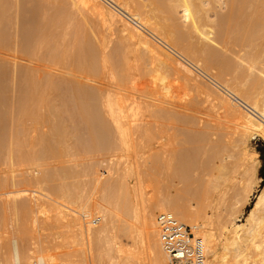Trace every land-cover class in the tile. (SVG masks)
<instances>
[{
	"label": "bare ground",
	"instance_id": "1",
	"mask_svg": "<svg viewBox=\"0 0 264 264\" xmlns=\"http://www.w3.org/2000/svg\"><path fill=\"white\" fill-rule=\"evenodd\" d=\"M36 1L33 11L42 14L36 17L43 20L41 23L37 20L39 25L36 23L38 31L37 26L33 31L34 40L31 36L32 39H25V36L24 41H34L30 48L26 41L27 49L24 47L26 42L22 41V44L20 37L17 39L20 31L17 32V25L22 18L21 1L0 0V27L5 29L1 33L0 28V61L6 58L18 64L21 53L17 50V56L15 49L22 45L21 48L29 53L26 60L20 55L23 56L21 61H26L24 65L21 61V65L18 64L19 69L23 65L22 74L18 73L20 70L17 72L18 67L16 69L13 61L9 65L3 60L7 65L5 71L0 63L7 79L1 75V69L0 77L16 84L18 73L25 86L21 102L11 104V108L5 107L10 111L2 109L6 112L2 113L6 122L0 121L6 125L2 124L3 130L8 131L6 127L11 126L9 132L5 130V135L0 137V158L3 157L5 164L10 166L7 171H1L0 167V210H10L22 225L29 222L35 227L52 218L61 231L53 237L57 243L55 250L51 249L59 252L51 250L50 253L47 245L43 241H34L33 236H28V240L26 235L38 231L30 233L25 226H20L18 231L6 235L5 243L0 233V264H168L169 255L162 245L157 224V215L166 211L175 213L200 238L204 264H264L263 183L245 222L239 215L257 192L256 186L262 178L257 177V164L248 154L246 143L252 135L264 139V0ZM91 17L109 33L117 27L125 42H120L110 52L107 50L110 37L107 33L101 34L100 30L102 44H97L96 37L83 29L86 23L94 22ZM4 42L9 43L7 48L13 55L9 53L6 57V51H1ZM232 42L240 44L242 49L239 54L235 51L236 58H232V50L237 49L235 46L232 49V45L233 54L226 58L222 51ZM172 50L187 61L178 59ZM130 53L144 59L148 68L151 64L155 66L154 69L151 67V73L147 71L148 81L144 79L147 74L144 71L141 72V75L144 73L143 83L134 79L136 68L131 64ZM188 61L211 79L218 88L216 91L220 90V93L215 92L221 110L231 111L235 120L233 125H237L232 139H223L228 134L225 133L216 142L214 140V144L207 142L203 152L208 151L209 156L204 161L200 158L198 164L203 176L197 172L200 178H196L198 183L203 181V192L182 188L185 193L171 194L169 187L170 194H165L158 188L159 184L155 186L157 193L147 198L143 174L136 169L137 162L131 159V154L136 152H132L137 147L133 143L135 139L157 144L152 160L157 169L163 165L182 174L196 167V156L199 158L197 150L188 155L185 151V154L177 153L178 161L174 150L168 149L176 132L172 135L173 130L165 128L162 122L165 118L178 119L177 113H180L177 108L182 99L175 94L173 75L181 73L187 81L198 83L199 74L185 63ZM230 71L235 77L229 80L230 76L226 78L225 72ZM106 72L110 76L106 79L108 84L104 81L108 77ZM60 89L69 95L66 98L73 104L64 99ZM177 96L180 97L178 103ZM184 105L179 106L185 108ZM152 112L157 119L154 128L152 122V126H148L149 123L145 126L141 121V116L149 113L150 117ZM188 113L186 110V116ZM6 133H10L9 137ZM204 134L194 136L204 142L208 139ZM3 136L8 138L3 140ZM147 152L152 153V150ZM101 155L105 159H97ZM63 157L69 158L66 161L72 165L51 166L48 163L50 158ZM79 158L83 161L78 162ZM216 158L219 162L214 161ZM105 161L107 165L102 167ZM17 162L21 163L22 170L14 169L19 165ZM173 171L168 172L169 176L174 174ZM193 173L195 175L194 170ZM69 180L71 182H67ZM232 181L236 184L232 187L231 202L225 210L219 209L216 204L226 202L225 188ZM199 186L201 188V184ZM204 203L208 204L207 208ZM61 248L65 250L60 252Z\"/></svg>",
	"mask_w": 264,
	"mask_h": 264
},
{
	"label": "rangeland",
	"instance_id": "2",
	"mask_svg": "<svg viewBox=\"0 0 264 264\" xmlns=\"http://www.w3.org/2000/svg\"><path fill=\"white\" fill-rule=\"evenodd\" d=\"M21 1V3H20V8H21V10H22V14L20 13V15L22 16V18H20V20H19V24L17 25V32L19 31V34H18V37H17V39L20 37V43H22V44H24V42H28V43H30L29 44V48H30V45H31V43H32V45H33V42L34 41H31V40H25L24 41V38H25V36H26V38L25 39H27V38H29V39H32V40H34V37H35V35H33V34H35L33 31L35 30V26H37L36 27V31H38V25H39V23H38V21L37 20H39V18H42V17H40L42 14H40L39 12H37V14H40V16H39V18L37 19V14H36V12L34 13V9H35V6H36V0H20ZM34 2V3H33ZM34 10V11H33ZM43 16V15H42ZM92 19H91V21L93 20L94 22H92V23H86L84 26H86V27H83V29L84 30H86V31H88L87 33L89 34V33H91V34H89V35H91L92 37H96V41H97V44H98V42L100 43V44H102V42H100L101 40H102V38H103V36L101 35V34H106V36L109 38L107 41H109L110 40V43L109 42H107V50L108 51H112V50H114V48H116V46L120 43V42H125V41H123L122 40V35H121V33L119 32V29L117 28V27H114L113 28V32L112 31H110V33H109V31L108 30H106V29H103L104 27H101L102 25L100 24V22L96 19V18H94V17H91ZM22 19V20H21ZM40 20H43V19H40ZM40 20H39V22H40ZM21 21H22V23H21ZM90 21V22H91ZM36 23H38V25L36 24ZM41 23V22H40ZM94 23V24H93ZM20 24H22V26H21V28H22V30H21V28H20ZM90 24V25H89ZM100 24V25H99ZM92 25H94V26H92ZM18 26H19V28H18ZM28 26V27H27ZM91 28H90V27ZM99 26V27H98ZM6 27V26H5ZM31 27V28H30ZM89 27V28H88ZM92 27L94 28L93 30H92ZM1 28V27H0ZM88 28V29H87ZM2 30V32L1 33H4L5 31V29L3 30V28H1ZM99 29V30H98ZM100 30L102 31V32H100ZM93 31H94V33H93ZM24 32L26 33V34H24ZM27 32H28V34H27ZM32 32V33H31ZM101 34H100V33ZM105 32V33H104ZM0 33V34H1ZM23 33V34H22ZM116 33V34H115ZM118 33V34H117ZM21 34V35H20ZM96 35V36H93V35ZM110 34H111V36H110ZM20 35V36H19ZM23 35V36H22ZM22 36V37H21ZM32 38H31V37ZM23 38V40H21ZM119 38V39H118ZM100 39V40H99ZM22 41H24V42H22ZM31 41V42H30ZM25 43V46L24 45H22V46H20L19 44L20 43H18V45L20 46V48H18V46H17V48L18 49H15L16 50V54H17V56H18V52L20 51V53L21 54H19V57H20V60H19V65H21V62L23 63V65L25 64V62H23L24 60H26V55L27 54H29L28 52H27V49H28V47L26 46V44H28V43ZM5 43V42H4ZM106 43V42H105ZM231 43V42H230ZM229 43V47H227V50L226 49H224V51H222L223 52V56L224 57H226L227 58V56H229L230 57V55L232 56V54L235 52V53H237V54H239V52L238 51H240V48L242 49V47H240L241 45L240 44H238L237 42H232L233 44H230ZM236 45H235V44ZM9 43H5V45L3 44L2 46H4V47H2L1 49H3V50H1V51H6L4 54H6V57H7V55L10 53V54H12L13 55V52H9V51H12V50H10L9 49V51H8V48H7V45H8ZM109 44V45H108ZM31 45V46H32ZM233 45V46H232ZM240 45V46H239ZM27 47V49H26V51H25V49L24 48H21V47ZM232 46V47H231ZM237 47V49L235 48V47ZM125 46L124 45H122V48H124ZM232 49H234L235 48V50H232V52H231V48ZM239 48V49H238ZM32 49V48H31ZM228 49H229V51H230V53H229V51H228ZM17 50H18V52H17ZM23 51V52H22ZM30 51V50H29ZM173 51V50H172ZM15 52V51H14ZM24 52H27L26 54L24 53ZM175 51H173V53H174ZM24 53V54H23ZM177 52H175L174 53V55H176V56H178V54H176ZM232 53V54H231ZM234 53V54H235ZM4 54H3V56H4ZM233 54V56H232V58H236V54L234 55ZM12 55H10V56H12ZM20 55H24V60L23 61H21V58L23 57H21ZM133 54L132 53H130V57L132 56ZM9 56V55H8ZM28 56V55H27ZM235 56V57H234ZM5 57V56H4ZM181 57V58H180ZM228 57V58H229ZM18 58V57H17ZM17 58L15 59L16 61H17ZM183 57L182 56H178V59H180V60H184V61H187V60H185V59H182ZM232 58H229V59H232ZM1 59V58H0ZM3 59V58H2ZM5 59V60H4ZM3 60L5 61V63H7V64H9V65H11L10 64V62L11 63H13L10 59H6V58H4ZM3 60H1L0 61V63L2 64L3 63V69H4V71H5V69L7 70V68H5V67H7V65L5 66V64H4V61ZM143 60V61H142ZM21 61V62H20ZM130 61H132L131 62V64L133 65V66H135V68H136V70H134V79H136L137 80V82L139 81V83H143L144 81V79L146 80V81H148V79L150 78V76L148 77V74L149 73H151L152 71L151 70H153L154 68H155V66L153 67V64H151L150 66H149V68H148V65H147V62L144 60V59H141V58H139L138 56H135V57H131V60ZM16 63V69H17V67H18V64H17V62H14L13 64H15ZM187 65H191V63H189V61L188 62H185ZM1 64H0V66H1ZM12 64V65H13ZM146 64V65H145ZM23 65L21 66V68L23 67ZM5 66V67H4ZM137 66V67H136ZM2 67H0V69L2 70ZM9 68L11 67V66H8ZM25 67V66H24ZM144 67H146V68H144ZM153 69H152V68ZM20 68V69H21ZM142 68H143V70H142ZM191 68H194V70L196 71V74H199V77L197 78V79H199L198 80V83H192L190 80H188L187 81V79H185V77L180 73V74H178V75H173V81H172V83H173V86H175L174 88H175V92H177V93H175V94H177V95H180V97H181V103L179 102L178 103V100H179V96H177L178 97V99L176 100V102L180 105H184L185 106V108L183 107L182 108V106H179L178 105V108H177V111L178 112H185V113H183L184 114V116L186 117H184L183 116V114H181V116L182 117H180V113H177V116H178V119L179 120H182V119H184V120H182V122L181 121H178V119L177 118H175V119H162L163 121V125H164V127L166 128V127H168V130L170 129V131L171 130H173L171 133H172V135H173V133L174 132H176V133H174V135L172 136V140L170 141V144H169V146H168V149H171V150H174V152L177 154V153H184L185 151H186V154L185 155H188V153H196V152H193L194 150L196 151H198L200 154L198 155V157L199 158H197V156H196V159L198 160H196L195 162H196V167H194V168H192V169H190V170H186V171H184V172H182V174H181V172L180 173H178L179 171H175L176 169L174 168V171H173V168H171V169H168V168H166V167H164L163 165H161V167L160 168H158V169H160V173L157 171L158 169H157V167H155V162H153L154 161V153L156 152L155 151V149L157 150L158 148V146H157V144H153V145H151L150 144V142H143L144 140H141V138L139 139H135L134 140V145H137V147H138V144H140L141 146H139V148H137L136 146H135V150L133 149V151L132 152H134V151H136V152H134L135 154H136V157H134L135 156V154L133 153V154H131V159L133 160V162H137V165H136V163H134V166L135 167H137L136 169H138V171H140L142 174H143V179H144V185H145V188H146V190H145V192H146V197L148 196L149 198H151V197H153L156 193H157V191L158 190H156V189H160V190H162V193H165V194H170V191H169V187H171V194H174V193H177V192H184L185 193V191H183V190H187V189H190V190H192L193 191V189H195L194 191L195 192H197L196 190H198V191H200V190H202L201 192H203V188H202V184H203V181L201 182V181H199V183H198V180L199 179H196V178H200V176H199V174L200 175H202L203 176V171H202V169L200 168V162H201V159L200 158H202V161H204L206 158H207V156H209L208 154H209V152L208 151H206V152H203V150H206V147H207V144L208 143H210V145H212V144H214L220 137L222 138V136L225 134V133H228L227 135L225 134V136L223 137V139H225V140H230V139H232V137H233V135H232V132H233V129L235 128V126L237 125V123H236V125H233L234 123H235V120H234V118L232 117V115H231V111L230 112H228V110H225V109H222L221 110V108H222V106H221V104H220V102H219V100H218V97H217V93H220L219 91L220 90H218V91H216L218 88H216V86L214 85V84H212L211 83V79H208L209 77L207 76V75H205V74H203L199 69H197L194 65H193V67H192V65H191ZM19 69V67H18V70H17V72L20 70ZM151 69V70H150ZM0 70V71H1ZM22 70H24V69H22ZM22 70H20L18 73H20V72H22ZM150 70V71H149ZM198 70V71H197ZM106 71H109V70H107L106 69ZM142 71H144V73L146 74V75H144V73H142V75H144L145 77H144V79L142 78V75H141V72ZM146 71V72H145ZM149 73H148V72ZM138 72V73H137ZM215 72L217 73V71L215 70ZM231 72V71H230ZM230 72H225V77L226 78H228V76H230L228 79L230 80L231 78H233V77H235L234 76V74H232V72L230 73ZM4 72H3V70H2V72H1V75H3L4 76V74H3ZM17 73V80L18 81H20V82H18V81H16L15 83L16 84H12L11 83V81L10 82H8L7 80H4L5 78H6V76H4L5 78H3L2 76L0 77V121H1V119H4V114H2V113H6L5 111L3 112V110L4 109H6L5 107L6 106H8L9 105V107L11 106V104H15V105H17V104H19L21 101L20 100H22L23 99V95H24V92H25V86H24V82H23V84H22V82L21 81H23V80H21L19 77L21 76V75H19ZM23 73V72H22ZM22 73H20V74H22ZM107 73V72H106ZM200 73H202V74H200ZM212 73H214L213 71H212ZM229 73H230V75H229ZM108 75V77L107 78H105V82L108 84V80H106V79H108L110 76H109V72L107 73ZM227 74V75H226ZM232 74V75H231ZM139 75V76H138ZM183 77H181V76ZM85 76H88V74L87 75H85ZM201 76V77H200ZM139 77H141V78H139ZM148 77V78H147ZM175 77V78H174ZM176 77H180L179 78V80H178V78L176 79ZM207 77V78H206ZM87 78H89V77H87ZM182 78V79H181ZM7 79V78H6ZM8 79H10L9 78V75H8ZM110 79V78H109ZM185 81H187V82H184V80ZM63 80V79H62ZM85 80H88V79H86L85 78ZM208 80V81H207ZM104 81H101V82H103L102 84H104L105 82ZM180 82V84H179V82ZM6 82V83H5ZM176 82V83H175ZM206 82V83H205ZM10 83V84H9ZM63 83H64V81H63ZM203 83H205V85L206 84H208V85H203L204 86V88L205 87H207V89H205V91L203 90L204 88H203V86H202V84ZM184 84H186V85H184ZM180 86V88H179V86ZM188 85V86H187ZM199 85V86H198ZM211 85V86H210ZM214 85V86H213ZM65 86V85H64ZM178 86V87H177ZM182 86V87H181ZM185 86V87H184ZM193 86V87H192ZM15 87V88H14ZM17 87V88H16ZM24 87V88H23ZM184 87V89H181V88H183ZM190 87V88H189ZM192 87V88H191ZM195 87V88H194ZM209 87V88H208ZM6 88V89H5ZM176 88L177 89H179V90H176ZM211 88V90H210V92L208 91L209 89ZM13 89H14V91H13ZM16 89V90H15ZM192 89H194V90H192ZM183 90V91H182ZM23 91V93H21ZM60 91L62 92V89H60ZM211 91L212 92H214V94H215V96L213 95V93H211ZM217 93H216V92ZM3 92H4V94H3ZM15 92V93H14ZM60 92V93H61ZM64 92V91H63ZM63 92H62V94H63ZM184 92V93H183ZM187 92V93H186ZM59 93V92H58ZM57 93V94H58ZM190 93H193V94H190ZM209 93H210V95H212V96H210L209 95ZM66 93H64L63 94V96L65 95ZM185 94H187V95H185ZM189 94V95H188ZM197 94V95H196ZM208 96H207V95ZM3 95V96H2ZM191 95V96H190ZM193 95H194V98H192L193 97ZM196 95V96H195ZM198 95H199V97H198ZM7 96V97H6ZM60 96V95H59ZM206 96V97H205ZM216 98H214V97ZM66 97H69V95H65L64 96V99L66 100V101H68V103H69V100H70V98H66ZM208 97H211V99L209 98V100L211 101H209L207 98ZM213 97V98H212ZM61 98V97H60ZM190 98H192V99H190ZM62 99V101H63V97L61 98ZM72 99V98H71ZM204 99H205V101H204ZM214 99V101H212ZM5 100V101H4ZM150 100V99H149ZM194 100H196V101H194ZM207 100H208V102H207ZM17 101V102H16ZM71 101V100H70ZM148 101V100H147ZM185 103H184V102ZM188 101H189V103H188ZM191 101V102H190ZM195 103H193V102ZM217 101V102H216ZM3 102V103H2ZM150 103H151V101H149ZM153 102V101H152ZM210 102V103H209ZM70 103H72L73 104V102H70ZM69 103V104H70ZM187 103L189 104V105H187ZM198 103V104H197ZM165 104H166V102H165ZM164 104V105H165ZM194 104V105H193ZM214 104L215 105H217V106H214ZM2 105V106H1ZM167 105V104H166ZM220 105V106H219ZM8 107V108H9ZM157 107H160V106H157ZM161 107H163V105L161 106ZM188 107V108H187ZM7 108V109H8ZM11 108V107H10ZM180 108H182V109H180ZM216 108V109H215ZM3 109V110H2ZM7 109H6V111H7ZM199 109V110H198ZM9 110V109H8ZM149 110H151L150 108H149ZM148 110V111H149ZM180 110H182V111H180ZM186 110H187V112H190V113H188L187 115L188 116H186ZM192 110V111H191ZM10 111V110H9ZM9 111H8V114H9ZM223 111H224V113H223ZM151 112V111H150ZM11 113V112H10ZM223 114V116H222V114ZM8 114H7V116H8ZM151 114V116L149 117V113H146L145 114V116H141V121H144L143 123H144V125L145 126H147V123H149L148 124V126H152V124H151V122L153 123V128L155 127L154 125H156L155 124V121H157V119H156V115L154 116V114H153V112L152 113H150ZM179 114V115H178ZM190 114V115H189ZM194 114H196V115H194ZM206 114H209V116L208 115H206ZM230 116H229V115ZM10 115V114H9ZM194 115V116H193ZM225 115V116H224ZM7 116H5V117H7ZM1 117H3V118H1ZM10 117V116H9ZM147 117V118H146ZM192 118V121H188V119L190 120L191 118ZM206 117H208V118H206ZM210 117V118H209ZM221 117H223V119L225 120H223V119H221ZM229 117V118H228ZM232 118H233V120H234V122H232L233 120H232ZM10 119V118H9ZM177 119V120H176ZM208 119H209V121H208ZM228 119H229V121H228ZM165 120V121H164ZM175 120V121H174ZM11 121V120H10ZM148 121H150V122H148ZM170 121H172V122H170ZM187 121V122H186ZM228 121V122H227ZM4 122H6V120L4 119ZM4 122H0V127L2 128V127H5L6 125H5V123ZM166 122V123H165ZM231 122H232V124H231ZM4 123V125L5 126H3L2 124ZM10 123V122H9ZM167 123H170V124H173V125H170V124H167ZM220 123L222 124V125H220ZM230 123V124H229ZM7 125H8V122L6 123ZM207 124V125H206ZM10 125V124H9ZM8 125V127H6L7 129L9 128V130H10V126ZM225 127H224V126ZM172 126V127H171ZM227 126V127H226ZM204 127H206V128H204ZM223 127V128H222ZM0 128V129H1ZM224 128H226V129H224ZM229 128V129H228ZM4 128H2L1 130H2V132H4V133H2L1 132V130H0V137H2V135L1 134H3V135H5V132L7 131L6 129V131L5 130H3ZM199 129V130H198ZM208 129H210V130H208ZM223 129V130H222ZM9 130L7 131V133L9 132ZM187 130H189V131H187ZM192 130V131H191ZM193 130H194V132L196 131V133H194L193 132ZM202 130V131H201ZM206 130V131H205ZM225 130V131H224ZM199 133H198V132ZM204 131V132H203ZM220 131V132H219ZM202 132H203V134L204 133H207V134H204V135H207V137H208V139H206L204 142L203 141H200L199 142V139H197L195 136L196 135H200V133H201V135H203L202 134ZM214 132V133H213ZM221 134V136H220V134ZM6 133V134H7ZM194 133V134H193ZM219 134V136L218 135H216V134ZM10 134V133H9ZM9 134H7V136L9 137ZM192 134H193V136H192ZM223 134V135H222ZM232 136H231V135ZM175 135H177V136H175ZM184 135V136H183ZM195 135V136H194ZM200 135V136H201ZM210 135V136H209ZM174 136H175V139H174ZM191 136H192V138H191ZM214 136V137H213ZM218 138H217V137ZM227 136V137H226ZM6 137V136H5ZM8 137H6V138H8ZM6 138H4V136H3V140L4 139H6ZM184 138V139H183ZM196 138V140H194ZM227 138V139H226ZM229 138V139H228ZM183 139V140H182ZM187 139V140H186ZM217 139V140H216ZM136 140H140L141 141V143H140V141L139 142H137ZM208 140V141H207ZM214 140H215V142H214ZM5 141H7V140H5ZM135 141L138 143H135ZM213 141V142H212ZM192 142V143H191ZM202 142V143H201ZM208 142V143H207ZM4 143V142H3ZM144 143V144H143ZM200 143L202 144V145H200ZM2 146L1 147H3V144H1ZM150 145V146H149ZM173 145V146H172ZM197 145H199V146H197ZM246 149H247V152H248V154L250 155V156H252V159H257V161L254 159V162L257 164V168H258V170L256 171L258 174H257V177H262L261 178V180L258 182V184L257 185H259V186H256V189H257V192L254 194V196L252 195L251 196V199H250V202L248 203V205L243 209V211L241 212V213H239V215H240V219L243 221V222H245V220H246V215H247V213L250 211V209L252 208V206L254 205V203H255V201H256V195L258 194V192L260 191V189H261V187H262V185L264 184V177H263V175H262V173H264V139H263V137H261V136H257V135H252L250 138H249V140H247V143H246ZM157 146V147H156ZM196 146H197V148H196ZM202 146L204 147V148H202ZM153 147V149H154V151H153V149H151ZM172 147V148H171ZM150 148V149H149ZM189 148V149H188ZM191 148V149H190ZM198 148H199V150H198ZM148 149V150H147ZM179 149H181L180 151H179ZM151 151L152 150V153L150 154V153H148L147 151ZM184 150V151H183ZM189 150H190V152H189ZM137 152H139L138 154H137ZM150 154V157H149V155L148 154ZM182 153V154H183ZM153 154V155H152ZM179 154H177L176 155V158L178 159V155ZM205 154V155H204ZM185 155H183V156H185ZM204 155V156H203ZM202 156V157H201ZM103 159L104 157L101 155V156H99V158H97V159H99V160H101V158ZM204 157V158H203ZM134 158V159H133ZM135 158H136V160H135ZM1 160H0V167H1V171H4V170H9L10 169V166L6 163L5 164V162H6V160L5 159H3V157L2 158H0ZM64 159V160H63ZM67 159H69V158H67V157H63V158H59V159H56V158H50L49 159V161H48V163L49 164H51V166H54V165H62V164H64L65 166H67V164H68V166L69 165H72V162H68V161H66ZM80 159V160H79ZM78 159V162H82L83 160L81 159V158H79ZM105 159V158H104ZM116 159V158H115ZM114 159V160H115ZM138 159V160H137ZM147 159H148V161H147ZM57 160H58V162H57ZM63 162H65V163H63ZM135 160V161H134ZM150 160H151V162H150ZM153 160V161H152ZM60 161V162H59ZM178 161H179V159H178ZM214 161H217V162H219L218 161V159L216 158V159H214ZM45 162V161H44ZM51 162V163H50ZM173 162H176V161H173ZM60 163V164H59ZM154 163V164H153ZM16 164H19L18 166H14V169H16L17 167V169L16 170H22V168L23 167H19L20 166V162H17ZM48 164V165H49ZM103 166H102V163H101V166L102 167H104L105 165H107V161H105V162H103ZM146 164V165H145ZM149 164V165H148ZM150 164H152L153 166H151ZM199 164V165H198ZM5 165H8V166H6V168L4 167ZM3 167V168H2ZM102 167H100V169H102ZM146 167V168H145ZM5 168V169H4ZM145 168V169H144ZM197 168V169H196ZM78 169V168H77ZM156 169V170H155ZM168 169V170H167ZM195 169L196 170H198V171H195ZM201 169V170H200ZM262 169H263V171H262ZM170 170V171H169ZM192 170V171H191ZM193 170H194V172H195V175H194V173H193ZM0 171V172H1ZM172 171L174 172V174H175V177L177 176V177H181V178H174V174L172 175V176H169L170 174L168 173V172H170V173H172ZM190 171V172H189ZM163 172V173H162ZM199 174H198V173ZM202 172V173H201ZM144 173H146V174H148V175H145ZM159 175H158V174ZM154 174H155V176H156V178L154 177ZM191 174H193V175H191ZM197 174V175H196ZM179 175V176H178ZM182 175V176H181ZM198 176V177H197ZM145 177V178H144ZM204 177H206V176H204ZM150 178V179H149ZM169 178H171V179H169ZM184 178H188V180L187 179H185L184 180ZM194 178L196 179V182L194 181ZM152 179V180H151ZM179 179V180H178ZM193 179V180H192ZM147 180V181H146ZM192 180V181H191ZM72 181H74V180H72ZM156 181L157 182H159L158 184L156 183ZM191 181V182H190ZM193 181H194V183H193ZM67 182H71V180H69V181H67ZM147 184H146V183ZM175 182V183H174ZM182 182V183H181ZM187 182H188V184H187ZM153 183V184H152ZM156 183V184H155ZM162 183V184H161ZM180 183V184H179ZM184 183H185V185H184ZM263 183V184H262ZM160 184V186H158V188L156 187L155 188V186H157V185H159ZM199 184H201V188H200V186H199ZM236 184V182H234L233 183V181L232 182H230V183H228V185H227V187L226 188H228V189H226L225 188V193H226V196H225V199H226V202H224V204L223 203H219V204H216V206L219 208V209H221L222 208V210L224 209H226L227 208V206H229V203L231 202V199H232V187H233V185H235ZM148 185V186H147ZM149 185H151L150 187H149ZM180 186H182V187H180ZM188 186V187H187ZM164 189H163V188ZM174 187H175V189H174ZM177 187H178V189H177ZM187 187V188H186ZM148 188V189H147ZM165 188L167 189V190H165ZM182 188H183V190H182ZM260 188V189H259ZM154 189V190H153ZM176 190V191H175ZM189 190V191H190ZM167 191V192H166ZM169 191V192H168ZM201 192H198L199 194L201 193ZM191 193V192H190ZM228 194V195H227ZM153 195V196H152ZM151 196V197H150ZM147 197V198H148ZM255 198V199H254ZM255 200V201H254ZM252 201V202H251ZM254 202V203H253ZM205 204V203H204ZM203 204V206H206V208H207V206H208V204H205L204 205ZM198 205V204H197ZM199 206V205H198ZM245 211H246V213H245ZM6 212V213H5ZM11 213V214H10ZM13 214V215H12ZM244 214V215H243ZM5 215V216H4ZM243 215V216H242ZM11 216V217H10ZM12 216H13V218H12ZM11 218V219H10ZM6 221H5V220ZM49 220V221H48ZM48 220L46 219V221H42L39 225L40 226H38V227H35V226H33L31 223H24V225H22V222L20 221V220H17V218H16V216L14 215V213L12 212V211H10V210H8V212H7V210H5V211H1L0 210V223H1V226H0V233H2L3 234V236H4V234H5V236H4V238L6 237V235L8 236V235H10L13 231H16V229H17V231L19 230V227L21 226V227H23V226H25V229L26 230H28L30 233H32L34 230H36V231H38V232H35V233H37L38 234V236L33 232L32 234H34V235H26V237H27V239L29 240L30 238L28 237V236H33L34 237V241H43V244L47 247V249H48V251H50V253H57V252H59L57 249H56V251H54L55 249H54V245H55V243H57L56 242V240L57 239H55L54 240V238L56 237V235H57V233L59 232V231H61V229L59 228V227H56L55 225H54V221H53V219L51 218H48ZM2 221H4V222H2ZM20 221V222H19ZM10 222H12V223H10ZM8 223V224H7ZM239 223V222H238ZM20 224V225H19ZM4 225V226H3ZM5 225H7V226H5ZM33 228H32V227ZM42 226V227H41ZM7 227V228H6ZM37 228V229H36ZM42 228V229H41ZM47 228V229H46ZM52 228V229H51ZM4 229V230H3ZM2 230H3V232H2ZM12 230V231H11ZM8 231V232H7ZM44 232V233H43ZM8 233V234H7ZM42 233V234H41ZM39 234H41V235H39ZM51 234V235H50ZM46 237H45V236ZM3 236L1 237L2 238V241L5 243L6 242V238L4 239L3 238ZM42 238H41V237ZM37 238V240H36V238ZM45 237V238H44ZM48 237V238H47ZM54 237V238H53ZM0 238V239H1ZM39 238V239H38ZM43 238H44V240H43ZM54 240V242H52L53 240ZM5 240V241H4ZM46 240V241H45ZM59 240V239H58ZM54 243V244H53ZM49 245V246H48ZM53 247V249H51ZM62 250H60V252L61 251H63V250H65V249H63V248H61ZM51 250H52V252H51Z\"/></svg>",
	"mask_w": 264,
	"mask_h": 264
},
{
	"label": "built area",
	"instance_id": "3",
	"mask_svg": "<svg viewBox=\"0 0 264 264\" xmlns=\"http://www.w3.org/2000/svg\"><path fill=\"white\" fill-rule=\"evenodd\" d=\"M157 224L162 245L169 255L168 264H204L200 238L195 236L191 226L169 211L157 215Z\"/></svg>",
	"mask_w": 264,
	"mask_h": 264
},
{
	"label": "trees",
	"instance_id": "4",
	"mask_svg": "<svg viewBox=\"0 0 264 264\" xmlns=\"http://www.w3.org/2000/svg\"><path fill=\"white\" fill-rule=\"evenodd\" d=\"M262 171H263V169H262ZM262 175H263V177H264V173H262Z\"/></svg>",
	"mask_w": 264,
	"mask_h": 264
}]
</instances>
